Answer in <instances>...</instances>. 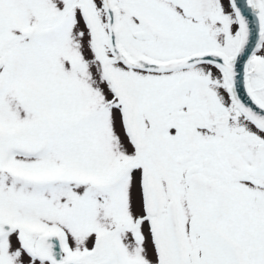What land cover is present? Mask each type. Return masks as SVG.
Returning a JSON list of instances; mask_svg holds the SVG:
<instances>
[{
	"label": "snow or ice",
	"instance_id": "1",
	"mask_svg": "<svg viewBox=\"0 0 264 264\" xmlns=\"http://www.w3.org/2000/svg\"><path fill=\"white\" fill-rule=\"evenodd\" d=\"M0 264H264V0H0Z\"/></svg>",
	"mask_w": 264,
	"mask_h": 264
}]
</instances>
